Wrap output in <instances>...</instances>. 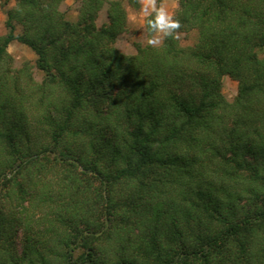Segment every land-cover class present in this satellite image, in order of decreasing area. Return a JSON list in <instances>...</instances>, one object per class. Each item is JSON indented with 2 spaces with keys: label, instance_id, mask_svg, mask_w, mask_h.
<instances>
[{
  "label": "trees",
  "instance_id": "trees-1",
  "mask_svg": "<svg viewBox=\"0 0 264 264\" xmlns=\"http://www.w3.org/2000/svg\"><path fill=\"white\" fill-rule=\"evenodd\" d=\"M13 1L0 264H264V0H178L181 27L133 55L115 44L138 0H77L73 21L64 0Z\"/></svg>",
  "mask_w": 264,
  "mask_h": 264
},
{
  "label": "rangeland",
  "instance_id": "rangeland-1",
  "mask_svg": "<svg viewBox=\"0 0 264 264\" xmlns=\"http://www.w3.org/2000/svg\"><path fill=\"white\" fill-rule=\"evenodd\" d=\"M139 8L133 9L126 6L128 28L117 40L115 46L118 51L126 55H133L136 53V45H149L147 41L150 38L158 37L160 34L155 33L149 37L146 32V18L153 11L154 7L158 9L163 8L172 17L177 9L178 0H138ZM14 4L13 0H0V36L5 33V11L11 8ZM61 11L65 13L68 20L73 21L77 16V0H64L60 7ZM105 9H103L98 16L97 24L100 25L105 21ZM196 33L190 32L181 35L180 44L182 46L193 45L196 41ZM162 41V40H161ZM161 42L158 44L160 45ZM155 45V46H158ZM8 53L12 56L15 67H20L24 62L31 65L34 64V54L25 46L12 43L7 47ZM33 75L36 81L41 80V73L33 68ZM237 83L228 77L223 78L222 93L228 102H231L236 95Z\"/></svg>",
  "mask_w": 264,
  "mask_h": 264
},
{
  "label": "clouds",
  "instance_id": "clouds-1",
  "mask_svg": "<svg viewBox=\"0 0 264 264\" xmlns=\"http://www.w3.org/2000/svg\"><path fill=\"white\" fill-rule=\"evenodd\" d=\"M153 11H155L156 15L154 19L148 22L149 31L159 33L160 35L155 38H150L147 43L149 45L155 46L158 45L161 40L165 37L171 36L175 29H179L181 27L179 21L173 20L172 17L165 11V9H155L153 5Z\"/></svg>",
  "mask_w": 264,
  "mask_h": 264
},
{
  "label": "water",
  "instance_id": "water-1",
  "mask_svg": "<svg viewBox=\"0 0 264 264\" xmlns=\"http://www.w3.org/2000/svg\"><path fill=\"white\" fill-rule=\"evenodd\" d=\"M12 174H9L8 176H11Z\"/></svg>",
  "mask_w": 264,
  "mask_h": 264
}]
</instances>
